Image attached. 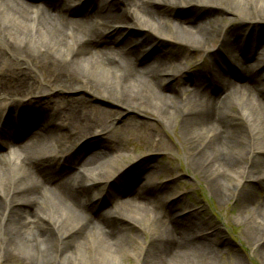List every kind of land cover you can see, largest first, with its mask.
I'll list each match as a JSON object with an SVG mask.
<instances>
[{
	"label": "bare ground",
	"instance_id": "1",
	"mask_svg": "<svg viewBox=\"0 0 264 264\" xmlns=\"http://www.w3.org/2000/svg\"><path fill=\"white\" fill-rule=\"evenodd\" d=\"M80 1L43 0L35 6L30 0H0V94L6 97L0 104V182L4 183V189L0 187V236L7 245L2 257L7 260L16 250L27 255L24 264L39 260L48 264L52 254L48 235L53 233L60 238L58 245L62 237L68 244L65 249L60 246L64 263H70L75 254L83 256L82 247L85 254V250L93 249L102 264H118L112 248L126 237L130 232L127 225L132 224L138 229L137 238L144 231L150 235L157 232L148 243L141 241L137 253L129 249L137 264H219L215 253L221 247L230 248L237 256L235 260L245 264L220 231L202 227L196 212L188 208L183 211L174 193L163 202V187L152 180L158 166L155 160L153 164L145 158L147 152L132 165L144 163L153 176H147L138 189L131 188L122 203L137 214L147 211L153 225L150 230L133 218L123 217L120 206L94 200L91 194L98 189L97 183L106 182L98 191L103 194L125 176L128 168H123L115 155L120 139L104 136L111 129L112 110L85 96L67 94L82 91L98 99L104 97L120 109L151 111L168 126L172 119L190 131L185 154L193 162L192 168L204 169L211 181L223 174L219 179L222 193H226L229 177L238 186L249 183L252 189L262 186L264 190V174L243 181L235 178L238 172L246 173L249 164L238 159V150L250 159L264 157V81L253 76L257 67L248 64L236 68L233 73L237 81L220 74L215 88L204 83L191 88L189 80L201 75L176 64L182 58L177 55L188 48L200 49L209 58L217 54L227 58L234 51L245 50L247 60L253 57L256 66L264 69V31L259 30L264 0H231L232 6L226 0ZM178 5H192L189 11L198 8L203 15H176L173 19L172 8ZM248 7L254 8L253 15H248ZM224 10L232 12V17L226 19ZM244 10L247 15L240 24L228 25ZM139 24L157 29L171 24L180 35L160 27L154 56H148V38L142 36L145 32ZM138 26L141 28L136 30ZM41 37L46 44L36 43L33 48ZM8 54L17 59L11 60ZM76 65L84 67L85 73ZM101 79L107 81L105 86L98 84ZM38 87L42 89L37 91ZM14 96L25 99L8 101ZM230 100L238 103L241 112L229 108ZM247 117L253 128L248 135L238 134L235 121ZM135 127L151 134L145 124L136 123ZM88 136L90 139L78 146V139ZM94 147L98 149L90 156H79L80 150ZM115 164L118 167L113 169ZM103 166H108V173L95 177ZM5 170H11L12 178L2 177ZM48 202L54 207L53 213L43 208ZM256 210L259 213L252 214L251 219L257 218L248 224L252 229L248 243L257 242V249L264 253V225L260 220L264 212L262 206ZM68 217L73 221L63 231L61 224ZM106 244L110 250L104 249Z\"/></svg>",
	"mask_w": 264,
	"mask_h": 264
},
{
	"label": "rangeland",
	"instance_id": "2",
	"mask_svg": "<svg viewBox=\"0 0 264 264\" xmlns=\"http://www.w3.org/2000/svg\"><path fill=\"white\" fill-rule=\"evenodd\" d=\"M30 1L33 2L35 6H37L41 4V1L43 0ZM226 1L230 4V6H232L231 0ZM89 6L90 5L87 4L85 5V8L88 9L90 8ZM233 6L236 7L237 4L234 2ZM191 8H193L192 5L174 6L172 8L173 10L170 14V17H173L174 19L175 16L178 15L179 18H186L190 16L199 18L203 15L202 10L197 8L192 11H189V9ZM253 9V7L247 8L248 15H253L255 13V10ZM247 11H245V15H235L234 17L237 18L229 21L228 25L234 26L240 24L244 20L242 16H246ZM232 14L233 13L228 10L223 11V16L226 19H229V17L231 18ZM139 25L142 26V28L138 26L136 30H139L141 28V32H145L143 35L141 33V35L146 39L148 38V46L146 48L147 50L149 48V50L145 53V55L149 53L148 56H151L152 54L154 56V51L151 48L152 46L150 45V43H158L155 39H158L156 38V36H161V32L159 29L160 27L161 29H163V31L170 32L174 36L180 35L177 27L172 26L171 24L161 25L158 29L156 27L151 28L149 26H143L142 24ZM260 29L261 31H264V18L263 21L259 24V30ZM38 40L39 41L34 42L33 48L37 47L36 43L41 44L42 42H46L44 38L42 39V37L38 38ZM146 42L147 41H145V44ZM62 46L63 43L61 41V47ZM177 56H182L180 60H176L177 65L187 70H197L199 72L201 78H198L196 82L199 80L204 81V76L210 73H215L217 69L214 65L218 63V60L223 61V59H225V57H222V55L220 54H217L213 58H209L207 56H204V53L200 49L190 48L180 51ZM217 56L219 57V59H214L217 58ZM8 57L11 58V60L17 59L16 56L12 54H8ZM240 57H244V55H240ZM229 58L232 61V53L229 54ZM252 61L248 64L255 66L257 62ZM235 64H239V68L245 67L244 65L246 64V58L241 61V64L240 60L235 61ZM76 69H80L82 71L81 73L83 74L86 70L84 67H80L78 65H76ZM253 76L256 79H264V74L262 72H253ZM227 79L237 81L235 79V75L232 72H228L226 76V80ZM97 82L98 84L104 86L105 84H107V81L105 79L97 80ZM191 82L190 80L188 82V85L190 87ZM39 89L40 87H38V90ZM81 92L82 91L71 92L67 95L77 97L85 96L91 99L93 103L99 105L101 108L112 110V113L110 114L111 117L109 119L111 129L108 128L107 131H105L106 134L104 136L112 135L113 137H117L118 139H120V143L115 152V155L119 163H122V166H124L123 168H128L127 172L124 174L125 176L120 177L118 180H116L113 183L112 187L104 191L103 194H100L98 191L99 188H101L106 182L101 181L97 183L98 189H95L94 192H92L93 198H100V202L103 200L107 201L106 204H109L108 206L111 207L116 206L118 208L120 206V210L118 211H120V214H122L123 217L126 216L125 218H133L137 222H141V224L146 227V229L150 230V227L153 225L148 212L142 211L137 214L135 211L133 212V209L130 208V211H128L127 208H124L125 203H122V201L128 198L126 194L131 188L138 189L143 184V182L146 181L147 176L154 175L152 177V180L156 183L157 186H159V188L163 187V189L161 188V191L163 192L162 195H165L163 198V202L167 200V197L169 198L170 194L174 193L176 195V198H178L177 203H181L179 207L182 210L184 208H188V210L193 211L194 213L196 212V217L198 218L197 220L201 223L202 227H214L212 229L220 231L225 237V239L231 243V248L233 249V251L239 252L241 254L245 264H264V253L260 252L257 249V242H252L250 244L248 243L251 242L250 232L252 230L249 228L248 224H251V222H253L257 218L254 216L255 218L253 217V219H251L252 214L259 213L256 210L258 206H262L264 212V190L262 186H256V190L254 188L252 189V186L249 183L242 186H238L239 184L234 182L232 178L229 177L225 181L226 193H222L219 189V186L221 185L223 189V183L220 184L219 179L220 177H222L223 174L221 175V173H219V178L216 177V179H213L211 181L208 178V174L206 171H204V169L192 168L193 162L191 161L190 157L186 156L185 154L190 140L189 135L187 133V131L190 132L189 129L185 128L180 123L174 124L172 119L171 126H168L162 119H160L158 116H156V114L152 113L151 111H127L124 109H120L116 104L110 102L104 97L98 99L89 94ZM4 95L5 94H0V104H3V102H5L4 99H6V97ZM27 98L28 97H26V99ZM22 99H25V97L20 98L14 96L8 101L16 102ZM237 104L238 103L234 102L233 100L229 101V108L234 113H238L239 111L241 112V109ZM97 118L99 119L100 116L97 115ZM56 122L61 123L62 121L60 119H56ZM136 123L145 124L146 126H148L151 130V134H147L144 130L135 127ZM97 125L100 126V123H97ZM234 126L237 129V133L241 135H248L250 133V130L253 128V125L248 117L247 119L241 118L240 120H236ZM30 135L27 134L26 137L28 138L30 137ZM203 138H205V135L204 137H202V140ZM82 139L84 138L78 139L79 144H82ZM261 145H264V143ZM97 149L98 147L90 148V150L86 151L80 150L79 156L81 154L83 157L86 156V154L90 156L91 154L96 152ZM143 152H147L146 157L144 156ZM236 154L239 160L241 159L242 162L247 161L249 162V164L247 165L246 173L243 174L241 172H238L237 175H235V178L242 179L243 181L244 178L249 179L250 177L254 178V176L256 175L264 174L263 156H258L250 159V156H248L247 153L241 152L239 150ZM144 157L151 159V163L157 164V170H153L156 171L154 172L156 174L153 173L152 175V173H149L150 170H146L144 168V163H138L141 165H132V163L138 161L141 158L143 159ZM1 164L3 163L0 162V165ZM78 165H80L79 161L77 166ZM117 167V164L112 166L113 169ZM9 171L2 172V177L4 176V178H12V174H10ZM96 173V176L94 175L95 177L100 178L102 176H105L108 173V166H103L102 170L99 169ZM0 187L4 189V183L0 182ZM125 205L127 206V204ZM43 208L53 213L54 207L52 206L51 202H48L47 206H44ZM186 210L187 209H184L183 211ZM161 213L163 214V211H161ZM69 218L70 217H68L66 223L64 219L61 224L62 228H64L63 231H65L71 226L73 220H70L71 218ZM260 220L264 225V216ZM131 225L132 224L127 225V229L130 232L125 235L126 237L124 239H120L117 245L112 248L113 254L116 257L118 264H137L136 259L129 252V249H131L133 253H137L142 245V242L148 243L150 238L157 234L156 231L154 235L152 233L150 235V232L144 231L141 237L137 238L136 230L138 229H133ZM189 229L191 230L192 228ZM200 234L205 236V232H201ZM212 237L215 239V236ZM48 238L52 240V254L51 258L47 260L49 261L48 264L64 263L66 257L64 251L63 253L61 252L60 246L64 245V249L68 247V244H66V241H64L65 239H63L62 237L61 240H63V242L58 245L57 240L60 239L58 235L51 233L50 235H48ZM74 239L75 237L72 238V240ZM218 239L220 241L222 240V237L219 235ZM27 241H30V236H28ZM5 244L6 241L4 242V240H2V237L0 236V264H24V260H27L25 258L27 255L23 256V254L17 252L16 250H14V255L12 257L7 258V260L2 257V254L4 253V250L7 247V245ZM75 249H77V247ZM81 249L83 250V256H81V254H75V256L71 257L72 261L70 263L64 264H81L84 263V261L90 264H102L98 262V260H96L93 249L91 252L85 250L86 254L82 247ZM104 249L110 250L109 245L106 244V247L104 246ZM28 256L31 257L30 255ZM215 257L219 264H239L238 260H235L237 258L236 254L232 255L230 248L226 249L221 247L219 250H216ZM36 264L44 263L39 260V262H36ZM240 264L243 263L240 262Z\"/></svg>",
	"mask_w": 264,
	"mask_h": 264
}]
</instances>
